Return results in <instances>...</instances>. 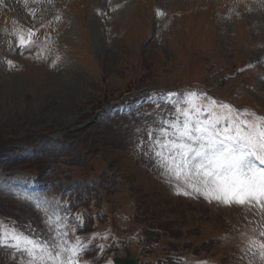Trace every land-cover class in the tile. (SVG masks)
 <instances>
[{
	"label": "rangeland",
	"instance_id": "rangeland-1",
	"mask_svg": "<svg viewBox=\"0 0 264 264\" xmlns=\"http://www.w3.org/2000/svg\"><path fill=\"white\" fill-rule=\"evenodd\" d=\"M190 92L264 117V0H0V235L65 258L73 233L78 264H264V211L177 194L153 154Z\"/></svg>",
	"mask_w": 264,
	"mask_h": 264
},
{
	"label": "snow or ice",
	"instance_id": "snow-or-ice-1",
	"mask_svg": "<svg viewBox=\"0 0 264 264\" xmlns=\"http://www.w3.org/2000/svg\"><path fill=\"white\" fill-rule=\"evenodd\" d=\"M32 35L30 30L28 39L20 36L17 47L31 48ZM174 96L170 93L167 99ZM198 98V93H188L184 106H176L171 120L165 119L161 126L149 130L154 156L169 174L182 179L190 189L178 190L177 194L197 193L208 201L259 207L264 211V117L249 121L230 105H217L215 100L197 105ZM154 133L158 135L153 141ZM260 235L264 237V232ZM0 245L26 255L29 259L21 264H34L36 260L41 264L45 260L51 264H78L76 249H67V256L62 258L61 251L53 255L46 243L26 235H0ZM108 247L100 246L102 250ZM258 248L264 261V243Z\"/></svg>",
	"mask_w": 264,
	"mask_h": 264
},
{
	"label": "water",
	"instance_id": "water-1",
	"mask_svg": "<svg viewBox=\"0 0 264 264\" xmlns=\"http://www.w3.org/2000/svg\"><path fill=\"white\" fill-rule=\"evenodd\" d=\"M115 264H137V260L132 259L131 257H126V258H120L116 257L114 258Z\"/></svg>",
	"mask_w": 264,
	"mask_h": 264
}]
</instances>
